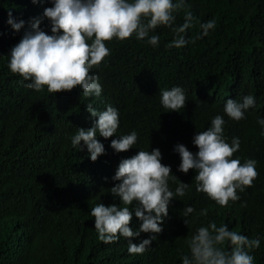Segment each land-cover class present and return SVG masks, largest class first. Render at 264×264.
I'll return each mask as SVG.
<instances>
[{
  "label": "trees",
  "instance_id": "1",
  "mask_svg": "<svg viewBox=\"0 0 264 264\" xmlns=\"http://www.w3.org/2000/svg\"><path fill=\"white\" fill-rule=\"evenodd\" d=\"M187 4L190 7L176 13L174 22L183 23L184 11L192 12L195 19L186 30V45L166 47L175 33L164 25L155 29L160 36L155 47L134 35L106 41L110 54L90 69L102 92L99 97H85L78 87L55 93L47 86L27 88L28 81L22 83L20 75L9 70L8 53L29 26V18L40 16V26L50 34L42 13L51 4L0 0V264H181V256L189 251L186 238L210 220L227 223L249 238L259 235L260 246L250 251L254 264H264V135L257 123L258 116L264 117V0H187ZM9 10L14 18L25 20L21 29L6 23ZM213 17L214 30L201 36L199 23ZM176 85L185 90L186 103L178 111H167L159 103L160 89ZM249 93L256 103L245 118L233 120L223 112L226 99ZM89 102L98 110L108 104L116 107L120 121L116 134L135 129L137 143L116 152L110 147L116 134L97 135L105 152L95 161L83 141L80 149L73 147L70 137L76 127L88 128L95 119L86 110ZM216 114L224 116L229 141L240 138L233 155L241 162L257 161L253 183L237 190L239 200L224 206L196 190L195 171H179L180 157L173 151L177 143L197 151L191 142L194 133L205 130ZM153 147L160 149L161 162L189 188L171 200L162 230L147 250L132 254L127 238L111 243L97 238L90 209L97 202L121 205L110 193L120 159ZM178 182L170 179V188L174 190ZM185 205L194 208L188 217H183ZM139 223L133 215L130 226ZM149 235L141 232L131 239L138 243Z\"/></svg>",
  "mask_w": 264,
  "mask_h": 264
},
{
  "label": "clouds",
  "instance_id": "2",
  "mask_svg": "<svg viewBox=\"0 0 264 264\" xmlns=\"http://www.w3.org/2000/svg\"><path fill=\"white\" fill-rule=\"evenodd\" d=\"M50 4L42 13L50 24V34L40 26V16L29 18V26L10 48L7 66L11 72L20 75L22 83L28 81L24 85L27 88L40 90L47 86L49 92L55 93L78 87L85 97H99L102 92L96 73L90 69L94 65L99 67L110 54L106 41L124 40L134 35L138 40L146 38L145 42L155 47L160 41V36L154 34L155 29L164 25L175 33L166 47L180 48L189 42L186 30L192 27L195 19L190 10H185L183 23H174L176 13L190 7L187 0H50ZM6 23L19 30L26 22L14 18L9 10ZM215 25L214 17L200 22V35L207 36ZM159 103L167 111H178L186 103L185 90L179 85L160 89ZM255 103L251 93L240 99L228 98L223 112L238 121L245 118V113ZM86 110L95 117L92 126L76 127L70 142L78 150L83 141L89 158L95 161L105 152L104 144L96 137L108 138L117 133L119 110L111 104L98 110L91 102L86 104ZM225 123L224 116L216 114L205 130L196 131L191 141L197 147L195 152L183 143L173 147L180 157L178 170L187 173L193 169L196 190L206 193L221 206L230 200H239L237 190L244 191L258 174L254 158H245L241 162L240 156L233 155L240 147V138L233 136L229 141L224 135ZM257 123L260 134L264 135V117L258 116ZM137 138L135 129L116 134L110 140V147L116 152L126 151L137 143ZM161 160L158 147L141 148L120 159L111 177L117 182L110 188V193L122 206L97 202L90 209L100 241L111 243L124 237L127 238V251L141 254L161 232L171 200L183 196L189 188V183L178 179L171 166ZM170 179L179 181L174 190L169 186ZM193 211L192 205H185L183 217ZM133 215L140 221L135 228L130 226ZM184 223L187 225L188 220L184 219ZM141 232L150 235L134 243L131 238L139 237ZM185 242L189 251L181 256V264H254L250 250L260 246L261 237L249 238L231 230L227 223L217 225L210 220L197 227Z\"/></svg>",
  "mask_w": 264,
  "mask_h": 264
}]
</instances>
